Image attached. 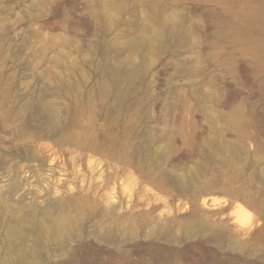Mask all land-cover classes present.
Listing matches in <instances>:
<instances>
[{
    "label": "rangeland",
    "instance_id": "374dc122",
    "mask_svg": "<svg viewBox=\"0 0 264 264\" xmlns=\"http://www.w3.org/2000/svg\"><path fill=\"white\" fill-rule=\"evenodd\" d=\"M61 84L48 99L67 131L77 86L124 101L135 146L92 169L0 117V264H264V0H0V110L9 95L28 118ZM54 144L65 169H47Z\"/></svg>",
    "mask_w": 264,
    "mask_h": 264
},
{
    "label": "bare ground",
    "instance_id": "6f19581e",
    "mask_svg": "<svg viewBox=\"0 0 264 264\" xmlns=\"http://www.w3.org/2000/svg\"><path fill=\"white\" fill-rule=\"evenodd\" d=\"M163 33V32H161ZM125 48L129 52H133L138 55L139 52L143 50L142 41L137 39H132L125 43ZM109 74H113L114 79L117 81V76L120 75L121 70L119 67L115 68L108 65L105 68ZM133 71H127L123 75L126 78H130ZM123 78V77H122ZM11 89L8 87L7 92ZM75 92L82 96L75 99L72 104V110L74 115L71 117V123L73 126L80 127L76 132L70 133L66 130L64 123L61 121V110L57 111L53 108L48 95H58L66 94L69 92V88L61 84L56 86H46L44 96H41L38 101H26L24 103L25 109L27 110L29 117L25 119L19 118V114L15 109L7 108L6 101H9V95L5 97L4 108L0 110L1 120L8 126L14 125L16 119H20V125H22V130L25 135L34 134L36 131L41 130V136L51 138L57 141L59 144L63 140H68L70 143L74 144L77 149L72 151L70 159L75 164L77 157L79 159L86 157L89 166L94 168V163L97 160L93 158L94 153L101 154L104 159L114 158L115 160L120 158H125L126 151L130 146L134 147L135 144L130 143V139L133 137V127L129 122L119 123V119L113 114V110L116 106H121L122 101L120 97L110 98L107 95L101 96L98 100L94 98V94L87 91L85 94L80 93L79 87L76 86ZM122 97V96H121ZM40 107L43 114L37 112V108ZM84 117L86 122H82L81 119ZM233 118H238L239 113L234 112L232 114ZM100 126L102 131V136H98L96 133V127ZM120 126L123 127L122 132H119ZM74 138H72V136ZM47 147V144L42 143L41 148ZM50 146V145H49ZM52 147H56V156L53 157L48 165V170L54 171L58 166L65 169V165H61L60 162V147L54 144ZM48 148V147H47ZM59 148V149H58ZM79 150L78 154H75ZM146 151V149H145ZM143 156L145 158L152 157V154L148 151L146 153L143 151ZM224 158V156L222 157ZM50 178L51 174H48ZM202 175V167L198 166L193 172L187 174H180L176 177V181L182 190L186 191L190 188L196 187L200 184ZM202 225V224H201ZM208 229H212L211 223H205ZM196 229L198 230L193 222L188 223L183 227V231L186 235H192ZM64 245V243H62Z\"/></svg>",
    "mask_w": 264,
    "mask_h": 264
}]
</instances>
